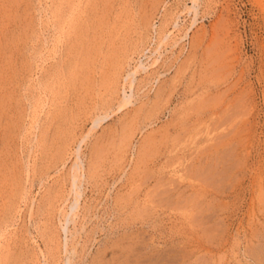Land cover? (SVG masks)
I'll return each mask as SVG.
<instances>
[{
	"label": "bare ground",
	"instance_id": "6f19581e",
	"mask_svg": "<svg viewBox=\"0 0 264 264\" xmlns=\"http://www.w3.org/2000/svg\"><path fill=\"white\" fill-rule=\"evenodd\" d=\"M164 1L165 0H161V1L160 0H53L52 6L50 8L51 24H49L50 22L47 24H49L50 29L53 28V30H55L54 34H53V32L50 34H53L54 36L56 35L55 40L57 41V43L59 42L62 45V50H61L62 58H60L58 63H56V61H55V63H51L50 66L45 68L44 75H43L44 80L39 84L40 85L39 89H41L40 92L37 89L38 94L36 93V94H33L32 97L30 96L32 98L31 100L29 98L30 109H31V111H29V112H31V114L33 115V118H35L34 116L38 117V114L40 113V108L43 109L42 106H44L46 104V101H47V105H48V107L45 108V110H43L45 113V114L43 113L45 115L44 120L40 121V118H37V117H36L37 121L34 119V122H35L34 128L37 127L38 132L36 133L35 136H32V139L34 137H36V139L34 140V143H32L31 146H28V147H31L30 150H32L34 152V155H35V151L37 152L36 148L39 149V152L37 154H38V157H39L38 159L40 162H36L33 160V162H32L33 165L31 164L32 165L31 170H30V168L28 170V166L25 164L23 166L22 159H20L21 163L19 161V166L15 163L18 166V170H17V175L15 173L16 176L14 175L15 176V178H14L13 176L9 175L10 173L7 172L9 167L6 165V163H8V162L5 163V161H4V158L7 157L6 154L3 155L2 159H0V201L2 204V205H0V232H1L0 234L3 235V232H4V234L7 232L6 233L7 235L3 236L4 238L2 237V239H1L3 241L0 242V264H125L126 262H128V260L130 258L133 257V255H134L133 253L138 252V250L140 248L135 249L133 247V243H128V242H127V245H125V243H126V241H124L125 238L122 239L123 235L120 234L121 228H125L127 230L126 233H128V230L131 229V227H133V223L136 220H140V219L143 220L144 216L147 215L146 217H150L151 214H153L155 212H156V214H158L157 212L160 211L159 209L163 208L165 210V207L170 209V211H172L174 213V215L173 214H171V215L176 217L177 223H175L173 225V229H170L171 231H173L174 234H176V235L178 234L177 236H179L182 228L184 229L185 224H187V226H189V227H193V228L195 227L196 223H195V225H193L191 221L197 222V219H198L197 214H199L200 206H201L200 205L201 202L199 201L200 202L199 203L197 200H198V198L201 197V194H200L201 193L200 191L202 189L201 184L204 186V184H203L204 182L201 181L202 183L201 184L199 183L198 176L200 173H198L196 176H192L193 173H195L194 169H197L199 167H196L193 169L190 166V164L188 163L189 161L185 157L186 155L184 154L185 148L187 146L185 145L184 147L181 146V147L177 148V146L175 144L169 143L170 144V147H169L168 142H170V141L172 142V140L169 141V137L171 135L168 136L169 134H166L163 131H165V128H164V127H166L165 125H167V124L169 125V124L173 123L172 125L174 126V129H173L174 133L172 132L170 134L174 135L176 141L177 140H179V141L183 140V138H182L183 134H185V136H183V137H186V138L191 137L190 140H192V141H191V144L189 145V147L193 148V152H194V147L196 148L195 150H198V149H200L199 146L201 145V143H203V141L201 142V139H199L200 137L199 138L197 137L198 139L194 138L195 135L201 133V134H203V137L208 138L209 137L208 135L210 134L211 131H213V130L216 131V129H210L211 131H209V127L211 128V123H212V121H214V119L218 120L217 110H215L213 108L214 107L213 106L214 101L217 100L216 103H220V102H218L219 100L217 99V97H218L216 95L217 93L215 94V92H217V90L216 91L214 90V92H213L215 95L212 94L213 96H217V97H212V95H211V97L209 96V98H206V94H207L206 87L207 86L205 87L203 84L204 82H202L203 85L201 84L202 86L199 88L198 85L200 84L201 80L198 82L194 81L195 76L193 74H190L191 77H189L190 78L189 82H187V83L185 82V84H184V82H182L184 85H182V88L180 90L177 91L176 87L180 86L177 84H181L180 78H181L182 74L184 73V70H186V68L189 67L188 65H191L192 63L196 65L201 60H204V62L206 60L207 63L209 62V64H210L211 62L209 61V59L213 58V60H214V57L216 59H218L219 57H221L223 55L226 56V53H228L227 51L232 49V47L234 45L231 46L230 49L227 48L228 50L222 51V46L220 44V41H218V39H216L217 33H216V35L214 34L215 29L219 28V27L218 26L215 27V24L217 23V18L215 20V17L221 16L222 13H220V12H219L220 14H217V11L211 13V15H210L211 21L209 20L210 23L209 22H208L209 24L207 23L209 25V29L207 27H206L207 28L206 29V28L201 26V28H198V29L196 28L195 31L192 30V28H194L193 26L195 25V23L198 20L197 16L201 15V17L203 18L206 15H209L211 12L210 9L218 4L217 0H188L189 3H186V0H175L172 8H170V6H168L170 9H163L162 10L161 7H163ZM246 1L250 2V4L253 7H256V9L260 12L259 14L263 13V15H264V0H246ZM229 2L230 1H228V0H224V2H223V5L225 4L224 8H222L223 6H221L220 8L216 6L217 10H219V11L223 10L226 13L225 18H227L231 12V9H230L231 5ZM45 3H43V4H45ZM156 3L160 4V5L157 6ZM168 5H169V3H168ZM4 8L6 9L5 12H4ZM159 8L162 10L161 13L159 12L160 11ZM164 8H166V7L164 6ZM8 9L5 6V0H0V18H4V16L6 17V13L7 14L9 13ZM152 9H154L155 11L157 9L156 14H158V13L161 14L160 16L158 15L159 16L158 21L155 19L158 22L157 25H155V22H153L155 16H153ZM40 10H41L40 12H42L41 6H40ZM237 11H239V10H237ZM227 13H228V16H227ZM22 14L24 16L26 15L24 13H22ZM247 14H249V13H247ZM9 16L10 15L8 14L7 17H9ZM38 16H39V13H38ZM42 16H44L43 12H42ZM28 17H30V16H27V18ZM45 17H46V15H45ZM10 18H8V19H10ZM19 18H20V16H18L17 20L20 21ZM39 18L40 17H38L37 23L40 21ZM218 18L221 19V17H218ZM45 19H42V20L44 21ZM229 19H228V21L230 23ZM17 20H16L17 23L21 22V21L19 22ZM21 20H22V18H21ZM29 20L28 21L24 20L25 23L23 22L22 26L19 24L21 27V32H22L21 34L23 36L22 38H20V36L18 38L15 33L14 34L9 33L8 38L7 37L5 38L3 36V38L6 39V41L4 39L2 41L3 42L5 41V43H2V42L0 43V54H2L1 53L2 51L5 54L7 52L10 53V51H12L14 49L15 44H19L20 42H23V39L30 34L31 23L29 22ZM1 21H2V19H1ZM46 21H47V19H46ZM221 21H222V19H221ZM221 21L220 22L218 21V23H221ZM226 21H227V19H226ZM32 22H34V21H32ZM181 22H185L183 26H182L183 23H181ZM0 23L3 24V21ZM222 23H223V21H222ZM229 23H228V25H229ZM47 24L45 25V27L47 26ZM262 24H263V22H262ZM19 25L17 26L18 28H20ZM37 25H35V27ZM216 25H218V24H216ZM223 25H221V27H222L221 30H223ZM231 25H232V23H231ZM195 26H197V25H195ZM18 28H17V30H18ZM38 29L40 30V28H38ZM41 29H42V27H41ZM221 30H220V32H221ZM228 30L230 32L231 29L228 28ZM37 31H36V33H37ZM47 31L48 30H46V33H47ZM191 32H192V34L190 35ZM226 33H228V31L225 32L224 34H226ZM34 34L35 33H33V35ZM53 35H51V38ZM226 36H227V34H226ZM42 37L43 36H41V38ZM17 38H18V40H17ZM186 38H188V49L185 50V46L183 44H181V41L185 40ZM16 40H17V43H16ZM43 40H44V37H43ZM46 40H47V38H46ZM45 42H42V43L45 44ZM224 42H225V40H224ZM34 43H36V42L34 41ZM228 43H230V42H228ZM25 45H27V44H25ZM257 45H256V47H257ZM47 46L48 45H46V46L44 45L43 47H47ZM56 47H57V45H56ZM95 47H96V49H95ZM223 47H224V45H223ZM19 48H21V47H19ZM53 48H54V46L52 47V49ZM43 50H44V48H43ZM233 50L235 51V47ZM102 51H105L104 52L105 54H102L103 57L100 56ZM44 52H45V50L43 51V53ZM54 52H55V50H54ZM257 52L259 53V51H257ZM257 52H256V54H257ZM40 54H42V53H40ZM28 55L29 54L27 53V57H28ZM52 55H53V53H52ZM37 56L38 55H36V58H37ZM31 57H32V55H31ZM261 57L264 58L263 55ZM23 58H24V55H23ZM45 58L46 57H44V59ZM231 58H233V57H231ZM198 59H199V61H198ZM233 59H231V60H233ZM249 59H251V58H249ZM37 60L39 61V59H37ZM37 60H36V62H38ZM52 60H53V57H52ZM226 60H228V59L226 58ZM235 60L233 61V63L235 62ZM258 60H260V59L258 58ZM5 61H6V58H5V60H3L2 65L0 64V87L1 88L4 86V84H3L4 78L2 77L4 72H6V70H4V69L6 68V66L9 67L8 61H6V62ZM216 61H218V60H216ZM228 61H230V60H228ZM249 62H250V60H249ZM125 63H127V64H125ZM131 63L133 64L132 66H131ZM233 63H230V64H233ZM263 63H264V61L261 62V64H263ZM13 64H14V62H13ZM34 64H37V63H33V67H35ZM41 64H39V65L41 66ZM209 64H207V65H209ZM222 64H225V67H223L221 65L223 67V69H222V67L221 68L219 67L220 69L224 70V69L228 68V67H226V63L222 62ZM203 65H205V64H203ZM207 65H205V66H207ZM22 66L24 68V65H22ZM25 66H26V64H25ZM205 66H203V67H205ZM210 66L211 65H209V67ZM36 67L34 69H36ZM172 67H174V72H173V75L171 76V78L167 79V77H166V79H163L164 76L166 75V72H168L169 69H171ZM216 67H217V65H216ZM256 67H258V66H256ZM210 68H213V67L211 66ZM219 68H218V71L220 72ZM194 69H196V68H194ZM197 69H198V67H197ZM199 69H200V67H199ZM203 69L205 70V68H203ZM8 70H9V68H8ZM204 70L202 71V73H204ZM213 70H215V69H213ZM227 70H229V69H227ZM14 71L16 72V70H14ZM218 71H216V72H218ZM263 72H264V69H263ZM197 73H198V71H197ZM225 73H229V71H226ZM232 73H234V72H232ZM207 74H206V76L209 75V74L208 75ZM170 75H171V73H170ZM215 75H213V76H215ZM262 75H264V74H262ZM206 76H204V77H206ZM219 76H220V73H219ZM196 77H199V76H196ZM200 78H202V77H200ZM200 78H198L197 80H199ZM223 78H224V76H223ZM234 78L235 77L233 76L232 79H234ZM8 79L10 80V78H8ZM211 79L214 80L215 78H211ZM217 79H219V77ZM34 80H36V79H34ZM184 80H185V78H184ZM205 80H206V78H205ZM208 80L209 79H207V81ZM228 80L226 81V83L228 82ZM235 80H238V79L235 78ZM221 81H222V78H221ZM229 81H231V80H229ZM16 83H17V80H16ZM16 83H15V85H16ZM194 83H196V84H194ZM235 83H236V81H235ZM12 84H13V82H12ZM33 84H34V82H33ZM154 84H155V87L153 86ZM37 85L38 84L36 83L35 86H37ZM224 85H226V84H224ZM215 86H213L212 88H214ZM222 86L223 85H221V87ZM229 86H231V85H229ZM219 87H220V85H219ZM2 89L4 90V88H2ZM10 89H11V87H10ZM227 89H229V88H227ZM242 89H243V87H242ZM34 90H35V88H34ZM141 90H142V94L139 93V91H141ZM231 90H233V89H231ZM236 90H238V88ZM0 91H2V90H0ZM229 91H230V89H229ZM241 91L242 90H240L238 92H241ZM173 92H175V93L173 94ZM221 92L222 91H219V93H220L219 98L222 94ZM235 92H233L235 95L232 93L231 94L234 95V99L236 100V93L237 92L236 93ZM243 92L245 93V91H243ZM228 93H230V92H228ZM2 94H4V93H2ZM238 94L241 95V93H238ZM40 95L45 96V98L41 97ZM88 95H89V98H88ZM240 95H238V96H240ZM243 95L245 96V94H243ZM229 96H230V94L228 95V97ZM222 97H225V96H222ZM250 97H252V96H250ZM22 98H24V97H22ZM8 99H9V96H7V94H5V96L2 95V99H0V127L3 126V129L0 130V136H1L2 142L5 144L9 141V138H10V136L8 135V132L14 130L15 129L14 127H17L19 125L18 123L23 120V119L20 120L23 117H21L22 113L18 111L19 108H17V106L15 108L10 109V112L13 113L12 114L13 119H12V117L10 116L11 113L8 110V108H9L8 104H10V103H8V102H10ZM13 99L15 100L14 96H13ZM234 99L232 98V101ZM20 100H21V98H20ZM224 100H226V99H224ZM238 100H239V102H237V103L240 104L241 99L239 98L236 101H238ZM137 101H139L138 102L139 105L134 107L133 105H135ZM173 101H175L177 104L173 103L174 105H172V107L170 108V105L172 104ZM22 102L23 101H21V104H22ZM70 102H72V104H68ZM243 102L244 101H242V103ZM231 103L233 105V102H231ZM244 103H246V101ZM27 104H28V102H27ZM27 104H26V106L28 108L29 105H27ZM224 104H227V102ZM228 104H230V101L228 102ZM217 105L218 104H216L215 106H217ZM245 105L246 104H244V105L240 104L239 110H240L241 106H243V108L245 109L246 108ZM13 106H14V104H13ZM127 106H133V108L130 109L129 111H127V117H125L121 122L118 121L119 127L118 128L116 127L117 129H115V128L109 129L108 132H105V133H107V135L104 133L106 135V136L104 135V137H103V132H101V133L99 132L100 133V134L98 133L99 137L97 136V138L95 139L93 144H92V141H90L92 145L90 144L91 147H89V149H88V146L86 147V144H87L88 138H90L91 133L95 129L100 127L102 122L108 121L107 119H109L113 115L119 113L120 111L125 109ZM22 107H23V105L21 106V108ZM208 107L211 109H207ZM218 108H220L219 105H218ZM237 108H238V106H237ZM248 108H247V110H248ZM161 109L162 110L164 109L165 111L168 112V115H167L168 117H167L165 123L163 124V126L158 128L157 130H152L150 132H146V130H147L146 127L150 126L153 123L152 118L155 117V115L157 116V112L161 111ZM232 109H234V108L232 107ZM232 109L230 108L228 110L233 111ZM225 110H226V106H225ZM239 112H241V111H239ZM242 112L244 114L245 111L242 110ZM162 113H163V111H162ZM227 113L229 114V112H227ZM236 113H235V115H236ZM40 114H42V113H40ZM123 114H121V116L119 115V117L123 118V116H122ZM245 114H246V112H245ZM218 115H219V113H218ZM235 115H233L234 118H235ZM25 116H26V114H25ZM169 116H170V118H169ZM115 117H118V116H115ZM215 117H217V118H215ZM33 118H31L30 120H32ZM240 118L241 117H238V119H240ZM38 119H39V121H38ZM112 119H114V118H112ZM30 120H29V123L31 122ZM116 120H117V118H116ZM162 121H163V119H162ZM224 121H226V120H224ZM78 122H80V123L82 122L80 129H78V127H79L77 124ZM187 122H191V127L189 126L190 127L189 130H185V128L188 127ZM114 123L117 124L116 121ZM158 123L160 124V122H158ZM158 123H157V125H158ZM184 123H185V125H184ZM233 123H235V122H233ZM21 124H20V126H21ZM24 124H26V123H24ZM208 125H210V126H208ZM31 126H30V128H31ZM229 126H231V123H230V125L228 123V126H227L228 129H229ZM179 127H182L181 132H179ZM233 127H235V126H233ZM244 127H246V126H244ZM23 128H21V127L18 128L20 130V131L18 130L19 134H20V132H23V130H22ZM30 128L29 129L27 128L28 131L30 130ZM201 128H202V131L200 132L199 129L201 130ZM214 128H215V126H214ZM223 128H225V127H223ZM247 129H249V128H247ZM245 130H244V132H245ZM35 131H36V129H34V132ZM238 131H236V132L238 133ZM157 132H159V134L160 133L161 134L158 135V134H156ZM231 132H230V134H231ZM180 133H182V135ZM224 133L227 134L226 131ZM92 134L95 137L97 135L96 132L92 133ZM139 134H140V137L135 142L134 139H136L137 135H139ZM178 135H179V137H178ZM220 135H222V133ZM212 136L214 137L215 135H211L210 137L213 138ZM225 136L226 135H224V138H225ZM186 138H184L185 141H186ZM239 138L243 139V137H241V136ZM19 139H20V136L18 138V141H19ZM162 140H166V142H167V143L166 142L163 143L164 144V151L162 150V153L160 152L163 155V159L157 158L159 155H161V154H159L157 157H155V158H157V160H155V162L152 161L153 167L147 166L146 154L148 156V150H146V149H148L152 145L156 144L155 142H157V141H159V143L161 145ZM225 141L227 142L228 140H225ZM15 142H16V140H15ZM188 142H190V141L188 140ZM245 142H246V139H245ZM245 142H244V144H245ZM0 143H1V141H0ZM9 144H11V141ZM18 144H19V142H18ZM25 144H24V146H26ZM185 144H187V142ZM2 145L4 146V144H2ZM208 145L206 142L207 147H208ZM20 146H21V144H20ZM204 146H205V144H204ZM206 146H205V148H206ZM28 147H27V149H28ZM83 147H84V149L87 148V150H88L87 154L85 153L84 149H83L84 151H82ZM211 147L212 146H210L209 149H211ZM218 147H219V145H218ZM237 147H239V145H237ZM241 147H242V145H241ZM7 148H8V146H7ZM179 148L181 149V151L178 154L177 152L179 151ZM233 148L234 147L232 145V149ZM8 149L12 150V148H8ZM18 149H22V148L18 147ZM27 149L25 148L24 150H27ZM232 149H231V151L234 152V149L233 150ZM216 150H217V148H216ZM216 150H215V148H213L212 153H214ZM229 150H230V148H229ZM27 151H29V149ZM153 151H154V149H153ZM189 151H187V153ZM225 151H227V149H225ZM0 152L7 153V151H3V150ZM15 152H16V150H15ZM203 152H205V149ZM216 152H219V150H217ZM216 152H215V154H216ZM227 152H229V151H227ZM21 153L22 152H20L19 154H21ZM150 153H151V151H150ZM192 153H189L188 155H192ZM220 153H222V151ZM220 153L218 155H216V157L219 155H222ZM223 153H225V152H223ZM239 153L242 154L243 152L240 151ZM239 153H237V154L239 155ZM194 154H196V153H194ZM194 154H193V156H194ZM205 154H206V152H205ZM199 155H201L200 152H199ZM213 155L211 157H213ZM14 156H18V155L16 154ZM223 156H225V155H223ZM223 156H221V157H223ZM226 156H227V154H226ZM228 156H229V154H228ZM239 156H237V157L240 158ZM211 157L209 156L207 159H209V158L211 159ZM230 157L228 159H230ZM233 157H232V160L234 159ZM197 158H200V157L197 156ZM203 158H205V156ZM218 158H220V157H218ZM223 158H222V160H223ZM8 159H10V158H8ZM17 159H19V158L17 157ZM38 159H37V161H38ZM189 159L192 160V158H189ZM28 160L29 159H27L26 161H28ZM203 160H205V159H203ZM203 160L201 161V163L203 162ZM222 160H220V161H222ZM235 160H236V158H235ZM238 160L236 162H238ZM30 161H31V158H30ZM184 161H188L187 163L189 165L187 163L186 164L189 167H191L190 169H187V167H184L185 166ZM12 162H15V161H12ZM209 162H211V161H209ZM212 162H213V164L215 163L214 160ZM227 162H229V161H227ZM223 163H226V162H223ZM177 164L180 167H182V169L176 168L177 166H175V165H177ZM197 164H199L198 161H197ZM216 164L219 165V163H216ZM203 165H204V163H203ZM229 165L231 166V164H229ZM37 166H38V168H37ZM183 168H184V170H188V171H186V173L187 172L192 173V174H190L191 177L188 176L189 175L188 173L186 174L185 172L184 173L181 172V170H183ZM210 169H212V168H210ZM213 169H214V172H216L215 167ZM9 170L11 172V169H9ZM202 170L207 171V170H205V168H203ZM110 171H113V172L110 173ZM229 171H231V170H229ZM28 172H30L29 175H28ZM231 172H233V171H231ZM162 173H164L165 175L161 176ZM196 173H197V171H196ZM33 174H35V176L37 177V179H38L37 182L40 184V186H41V184L42 185L47 184V183L46 184L44 183V180H47L49 177L53 176L54 174L56 175V176L54 175L53 177H51L52 181H49V182H52V183H49V185H46V187L42 186L45 189L43 190L42 194H40V196H38L39 199H37V200H36L37 197H35L34 195L31 198L29 196H26L27 193L29 192V190H32V189H27L28 186L25 189V187H24L25 185L22 184V180H21V178H24V181H25L24 183L27 184V182H26L27 178L26 177L29 176V178H30L31 175H33ZM206 174H208V173H206ZM213 175H214V173H213ZM20 176H21V178H20ZM201 176H203V174ZM148 177L153 178L154 184H152V185H150L149 183L147 184L148 181L146 182V180H148ZM224 177L226 178L227 176H224ZM20 180H21V182H20ZM211 180H209V181H211ZM32 181H34L33 178H32ZM32 181H31V179L28 180L29 187H31V188L33 187ZM213 181H214V179H213ZM31 182H32V184H31ZM211 183H213V182L211 181ZM181 184H183V185L186 184L185 186L187 188H190L189 189V193H191L190 195L188 194L187 196L183 197V194L181 195V193H178L179 191L183 190L182 189L183 187L181 188V190L179 189L181 187ZM215 185H217V184H215ZM169 186L173 187L174 190H172V192L173 191L176 192L177 189H179L177 191L178 197H177V194L175 195V197L170 195L171 194L170 191H171L172 187H169ZM188 186H190V187H188ZM168 187L170 188L169 189L170 191H168V189H167ZM212 187H210V188H212ZM112 189H113V191H112ZM218 190H220L219 187H218ZM216 191H217V189H216ZM213 192H214V190H213ZM217 192H216V194L221 196L219 191H217ZM182 193H183V191H182ZM204 193H202V194H204ZM36 194H38V193H36ZM166 194H167V198H169L171 196L174 197L173 199L171 198L172 201H171V203H169V205L168 204L166 205V202L168 201L167 198L163 199L164 197H162L163 195H166ZM23 200L26 203H24ZM213 200L214 199H212V201ZM212 201H210V202H212ZM21 202H23V204H25L24 213L23 212L20 213V210H18L21 208L20 207ZM201 204H202V206H203V204L205 205L204 202ZM206 205L208 206L207 203H206ZM206 205H205V207H207ZM201 208H203V207H201ZM164 210H162V211L164 212ZM15 214H16V216H18V214H19V216L21 215L20 219L23 222L25 221V218L28 215L29 219L28 218L27 219L29 221H31L29 224L30 226H27V225L25 226L23 224L19 225V224H21L19 222V220H18L19 224H17L18 226H16L15 222H13V217L15 216ZM156 217L157 216H155V218ZM167 217L168 216L166 215V218ZM111 218H112V220L109 222V219H111ZM170 219L171 218H169V220ZM14 220H15V218H14ZM144 220H146V219L144 218ZM147 220H148V218H147ZM154 221H155V219H154ZM105 224H107L108 229H106ZM14 225L16 227L14 230H16V231L11 232L12 230H10L9 228H10V226L12 227ZM142 225L144 226V224H142ZM199 225L201 226L200 223H199ZM159 228L160 227H158V229ZM197 228H199V226L198 227L196 226V229ZM201 229H203V227H201ZM187 230H188V228H187ZM189 230H190V228H189ZM194 230L195 229H193V231H191V232L193 233ZM197 230H199V229H197ZM171 231L168 233H171ZM130 232H131V230H130ZM186 232H188V231H186ZM198 232H200V231H198ZM132 233H133V231H132ZM143 233H144V231H143ZM155 233H157V232H155ZM168 233H166V234H168ZM101 235L103 236L102 237L103 239H100ZM153 235L155 236V234H153ZM184 235H185V233H184ZM195 235H197V234H195ZM161 236H162V234H161ZM166 236H168V235H166ZM177 236H175V237H177ZM150 237H151V235H150ZM173 240H177V239H173ZM179 240H180V238L178 239V241ZM96 245H97V247H96ZM135 246H136V244H135ZM171 246H173V245H171ZM179 246H181V245H179ZM260 247H262V246H260ZM143 248H144V245H143ZM176 248H175V251H176ZM167 249H169V248H167ZM182 249H184V248H182ZM141 250H142V247H141ZM156 250H158V249L154 250L155 253H156ZM171 250H173V249H171ZM144 251H145V253H143V254L139 253L142 256V258L143 257L145 258V259H143L145 263H142V264H146V261L149 262V264H150L151 263L150 261L152 260V258H151V256L147 255V253L149 251L148 252L146 250H144ZM165 252H166V250H164V253ZM173 252H174V250H173ZM183 254L184 253H182L181 259L184 256ZM261 254H262V252H261ZM262 255H264V254H262ZM141 256L137 255L136 257L137 258L139 257V259H140ZM168 256H169V254H168ZM173 256H175V255H173ZM165 257H166V255H162L161 259L163 260ZM254 259H256V258H254ZM135 261H136V263L138 262V260H135ZM172 262H173V260H172ZM178 262H180V261H178ZM139 263L141 264V262H139Z\"/></svg>",
	"mask_w": 264,
	"mask_h": 264
},
{
	"label": "rangeland",
	"instance_id": "374dc122",
	"mask_svg": "<svg viewBox=\"0 0 264 264\" xmlns=\"http://www.w3.org/2000/svg\"><path fill=\"white\" fill-rule=\"evenodd\" d=\"M10 0H5V6L7 7V9H8V14L10 15L9 17H7V13H6V17L4 16V18H0V22H2L3 21V24L2 23H0V43L2 42V43H5V41H6V37L8 38V35H9V33L10 34H16L17 35V37L19 38V36H20V38H22L23 36H22V32H21V27H20V25L22 26V23L24 22L25 23V21L24 20H26V21H28L29 19V22L31 23V30H30V34L27 36V37H25L24 39H23V42H20L19 44H15L14 45V49L12 50V51H10V53H3V51L1 52L2 54H0V64L2 65V62H3V60H5V58H6V61H8V65H9V67L8 66H6V68L4 69V70H6V72H4V74L2 75V77L4 78V86L2 87V88H4V90L0 87V90H2V91H0V99H2V95L3 96H5V94H7V96H9V101L10 102H8V103H10V104H8V106H9V108H8V110H9V112H10V109H12V108H15L16 106H17V108H19V112H21L22 114V116L21 117H23V118H21L20 120H22V121H20L18 124V126L19 127H21V128H23L22 130H23V132H20V134H19V127L17 126V127H14L15 129L14 130H12V131H9L8 132V135L10 136V138H9V141L5 144V143H3L2 142V139H1V136H0V141H1V145L2 144H4V146L2 145H0V151H7V153H3V152H0V159H2V157H3V155H5L6 154V156L7 157H5L4 158V161H5V163L6 162H8V163H6V165L9 167V169H11V172H10V170L8 169L7 170V172L8 173H10L9 175H11V176H13L14 178H15V176L17 175V170H18V166H19V161H20V163H21V160L20 159H22V164H23V166H24V164L25 165H27L28 166V170H29V168H30V170H31V166L33 165L32 164V162H33V160L34 161H36V162H40L39 161V157H38V152H39V149L38 148H36V150H37V152L35 151V155H34V152L32 151V150H30V148L31 147H28V146H31L32 145V143H34V140L36 139V137H34L33 139H32V136H35L36 135V133L38 132V129H37V127H35L34 128V126H35V122H34V119L37 121V119H36V117L37 116H34L35 118H33V115L31 114V112H29V111H31V109H30V100L32 99L31 97L33 96V94H38V91L40 92V90L41 89H39V84L44 80L43 79V75H44V71H45V68L46 67H48V66H50V64L51 63H55V61H56V63H58L59 62V60H60V58H62V54H61V50H62V45L58 42L57 43V41L55 40V37H56V35L54 36L53 34H54V32H55V30H53V28L52 29H50V27H49V24H51V21H50V8H51V6H52V2H53V0H11L10 2L12 3H10L9 2ZM161 1V0H160ZM170 1V2H169ZM172 0H165L164 1V5H163V7H161V9L163 10V9H170V8H172L173 7V4H174V1L175 0H173L172 2H171ZM221 1V2H220ZM224 2V0H217V2H218V4L217 5H215L213 8H211L210 10H211V12H210V14L209 15H206L205 17H201V15H198L197 16V18H198V20H197V22L195 23V25H197V26H193L194 28H192V30L193 31H195V29L197 28H201V26L202 27H204V28H208L209 29V20H210V18H211V13L212 12H215V11H217V14H220V13H222L221 14V16H217V17H215V20H216V18H217V23L216 24H218V25H216L215 24V27L216 26H218L219 28H216L215 29V35H216V33H217V35H216V39H218V41H220V44H221V46H222V51H225V50H228V49H230L231 48V46H233L232 47V49H230L229 51H227L228 53H226V56L225 55H223V56H221V57H219L218 59H216L215 57H214V60H213V58L212 59H209V61L211 62L210 64H209V62L207 63V61L205 60V62H204V60H201V61H199V59H198V64H191V65H188L189 67L188 68H186V70H184V73L182 74V76H181V78H180V82H181V84H177V85H180V86H177L176 87V90L178 91V90H180L181 88H182V85H184L185 84V82L187 83V82H189V80H190V78L189 77H191V75L190 74H193L194 76H195V78H194V81H196V82H198V81H200L201 80V82H200V84L198 85V87L200 88L203 84H204V86L206 87V90H207V94H206V98H209V96L211 97V95L212 94H214L213 92H214V90L216 91L217 90V92H215V94L218 96H213L212 95V97H217V99L219 100L218 102H220V103H216L217 102V100L216 101H214V109L215 110H217V117H218V120L217 119H214V121H212V123H211V128L209 127V131H211L210 129H216V131L215 130H213V131H211L210 132V134L208 135L209 137L208 138H205V137H203V134H201V133H199V134H197V135H195V137L194 138H196V139H198L199 137V139H201V142L203 141V143H201V145L199 146V148L200 149H198V150H195L196 148L194 147V152H193V148H190L189 147V145L191 144V141L192 140H190L191 139V137L190 138H186V137H183V136H185V134H183L182 135V133H180L181 135H182V138H183V140H181V141H179V140H177L176 141V139H175V137H174V135L173 134H170V133H174V131H173V129H174V126L172 125L173 123H171V124H167V125H165L166 127H164L165 128V131H163L164 133H166V134H169L168 136H170L169 137V141L170 140H172V142L170 141V142H168V144L170 143V144H175L176 146H177V148L178 147H184L185 145L187 146L186 148H185V151H184V154L186 155L185 157L188 159V161H184V167H187V169H190L191 167L194 169V168H196V167H199V168H197V169H194L195 170V173H196V171H197V173L195 174V173H193V175L192 176H196L198 173H200L199 174V176H198V180H199V183L201 184L202 182H204L203 184H204V186L201 184V197L200 198H198V202L200 201L201 203H205V205H206V203L208 204V206L207 207H205V205L203 204V206H202V204L200 203V211H199V214H197L198 216H197V222H194V221H191L192 222V224L193 225H195V223H196V225H195V227L193 228V227H189V226H187V224H185L184 225V229L182 228V230H181V232H180V234H179V236H177L176 234H174L173 233V231H171L170 229H173V225L175 224V223H177V220H176V217L175 216H173L174 215V213L172 212V211H170V209H168V208H166L165 207V210L162 208V209H159L160 211H158L157 213L158 214H156V212L155 213H153V214H151V216L150 217H146V216H144V218L146 219V220H144V218H143V220H136L134 223H133V227H131V229H129L128 230V233H126L127 232V230L125 229V228H121V235H123V237H122V239H124L125 238V240L124 241H126V243H125V245H127V242L128 243H133V247L135 248V249H138V248H140L139 250H138V252H136V253H133L134 255H133V257L132 258H130L129 260H128V262H126L125 264H140L139 262H141V264L142 263H145L144 262V260L143 259H145L144 257L142 258V256L139 254V253H141V254H143V253H145V251L144 250H146L147 252V255L148 256H151V258H152V260L150 261L152 264H264V255H262V254H264V75H262V74H264V72H263V69H264V63L263 64H261V62H263L264 61V58H262L261 56L263 55V57H264V15H263V13H261V14H259L260 12L256 9V7H253L251 4H250V2H247L246 0H228V1H230L229 3H230V9H231V12H230V14H229V16H228V13H227V18H225L226 16V13L224 14L221 10L219 11V10H217V7H221V6H223L222 8H224V6H225V4L223 5V2ZM246 1V2H245ZM47 4H46V3ZM15 3V4H14ZM42 3V4H41ZM43 3H45V4H43ZM51 3V4H50ZM168 3H169V5H168ZM186 3H189V1L188 0H186ZM30 4V5H29ZM49 4V5H48ZM221 4V5H220ZM238 4V5H237ZM248 4V5H247ZM250 4V5H249ZM37 5V6H36ZM156 5L158 6V5H160V4H157L156 3ZM190 5V4H189ZM34 6V7H33ZM40 6H41V8H42V12L44 13V16H42V12H40L41 10H40ZM156 6V7H157ZM164 6L166 7V8H164ZM168 6H170V8L168 7ZM217 6V7H216ZM47 7V8H46ZM29 8V9H28ZM253 8V9H252ZM13 9V10H12ZM22 9V10H21ZM25 9V10H24ZM28 9V10H27ZM45 9V10H44ZM47 9V10H46ZM155 9V8H154ZM154 9H152V13H153V16H155V18H154V20H153V22H155V25H157L158 24V18H159V16L161 15L160 13L162 12V10L160 9V13H158V14H156V12H157V9H156V11L154 10ZM243 9V10H242ZM5 8H4V12H5ZM27 10V11H26ZM39 12H38V11ZM201 10V9H200ZM237 10H239V11H237ZM250 10V11H249ZM249 11V12H248ZM49 12V13H48ZM220 12V13H219ZM251 12V13H250ZM258 12V13H257ZM22 13H24V14H26L27 16H30V17H28L27 18V16L25 15H23ZM28 13V14H27ZM38 13H39V16H38ZM46 13V14H45ZM247 13H249V14H247ZM156 14V15H155ZM234 14V15H233ZM253 14V15H252ZM259 14V15H258ZM20 16V21L19 20H17V18H18V16ZM45 15H46V17H45ZM159 15V16H158ZM223 15V16H222ZM36 18H35V17ZM208 16V17H207ZM261 16V17H260ZM11 17V18H10ZM32 17V18H31ZM38 17H40L39 18V24L37 23V20H38ZM43 17V18H42ZM47 19V21H46V19ZM218 17H221V19H222V21H223V23H222V21H221V19L220 18H218ZM224 17V18H223ZM253 17V18H252ZM8 18H10V19H8ZM21 18H22V20H21ZM202 18V19H201ZM209 18V19H208ZM230 18V19H229ZM235 18V19H234ZM1 19H2V21H1ZM28 19V20H27ZM34 19V20H33ZM36 19V20H35ZM42 19H45L44 21L42 20ZM157 21H156V20ZM188 19V18H187ZM226 19H227V21H226ZM228 19L230 20V23H229V21H228ZM262 19V20H261ZM16 20L17 21H19L20 23H17L16 22ZM214 20V21H215ZM32 21H34V22H32ZM211 21V20H210ZM218 21L220 22L221 21V23H218ZM10 22V23H9ZM14 22V23H13ZM45 22V23H44ZM50 22V23H49ZM157 22V23H156ZM209 22V23H208ZM262 22H263V24H262ZM47 23H49V24H47ZM181 23H183L182 24V26L184 25V23L185 22H181ZM180 23V24H181ZM208 23V24H207ZM226 23V24H225ZM228 23H229V25H228ZM231 23H232V25H231ZM20 24V25H19ZM33 24V25H32ZM39 26H38V25ZM47 24V26L49 27H45V25ZM202 24V25H201ZM223 25V30H221V25ZM19 25V27L20 28H18L17 26ZM35 25H37L36 27H35ZM204 25V26H203ZM228 26V27H227ZM262 26V27H261ZM41 27H42V29H41ZM232 27V28H231ZM17 28H18V30H17ZM38 28H40V30L38 29ZM48 30L47 31V33H46V30ZM206 28V29H207ZM228 28L229 29H231L230 30V32H229V30H228ZM4 29V30H3ZM44 29V30H43ZM50 29V30H49ZM227 29V30H226ZM16 30V31H15ZM38 30V31H37ZM53 30V31H52ZM191 30V31H192ZM219 30V31H218ZM220 30H221V32H220ZM36 31H37V33H36ZM51 31V32H50ZM192 31V32H193ZM228 31V33H226L227 34V36H226V34H224L225 32H227ZM3 32V33H2ZM20 32V33H19ZM45 32V33H44ZM53 32V34H50V33H52ZM192 32L190 33V35L192 34ZM219 32V33H218ZM244 32V33H243ZM19 33V34H18ZM33 33H35L34 35H33ZM7 34V35H6ZM41 34V35H40ZM44 34V35H43ZM229 34V35H228ZM39 35V36H38ZM46 35V36H45ZM51 35H53L52 36V38H51ZM221 35V36H220ZM224 35V36H223ZM3 36L5 37V38H3ZM33 36V37H32ZM41 36H43L44 37V40H43V37L41 38ZM220 36V37H219ZM223 39H222V38ZM3 38V39H2ZM18 38H17V40H18ZM46 38H47V40H46ZM51 38V39H50ZM229 38V39H228ZM5 39V41L3 42L2 40H4ZM26 39V40H25ZM49 39V40H48ZM17 40H16V43H17ZM43 40V41H42ZM54 40V41H53ZM222 40V41H221ZM224 40H225V42H224ZM26 41V42H25ZM34 41L36 42V43H34ZM45 42V44L44 43H42V42ZM227 41V42H226ZM186 42V43H185ZM228 42H230V43H228ZM51 43V44H50ZM235 43V44H234ZM258 45H257V44ZM261 43V44H260ZM25 44H27V45H25ZM181 44H183L184 46H185V50L186 49H188V38H186L185 40H183V41H181ZM229 44V45H228ZM23 45V46H22ZM25 45V46H24ZM39 45V46H38ZM46 46V45H48L47 47H43V46ZM54 46V48L52 49V47ZM56 45H57V47H56ZM223 45H224V47H223ZM256 45H257V47H256ZM263 45V46H262ZM19 47H21V48H19ZM31 47V48H30ZM50 47V48H49ZM59 47V48H58ZM234 47H235V51L233 50L234 49ZM260 47V48H259ZM18 48V49H17ZM27 48V49H26ZM43 48H44V50H45V52L43 53ZM49 48V49H48ZM61 48V49H60ZM228 48V49H227ZM259 48V49H258ZM262 48V49H261ZM53 51H52V50ZM57 49V50H56ZM95 49H96V47H95ZM16 50V51H15ZM27 50V51H26ZM29 50V51H28ZM32 50V51H31ZM47 50V51H46ZM54 50H55V52H54ZM23 51V52H22ZM26 51V52H25ZM31 51V52H30ZM51 51V52H50ZM57 51V52H56ZM97 51V50H96ZM257 51H259V53L257 52ZM262 51V52H261ZM34 52V53H33ZM38 52V53H37ZM105 51H102L101 52V57H103L102 56V54H105L104 53ZM237 52V53H236ZM256 52H257V54H256ZM19 53V54H18ZM27 53L29 54L28 55V57H27ZM40 53H42V54H40ZM46 53V54H45ZM52 53H53V55H52ZM56 53V54H55ZM236 53V54H235ZM240 53V54H239ZM40 54V55H39ZM229 54V55H228ZM235 56H234V55ZM239 54V55H238ZM23 55H24V58H23ZM31 55H32V57H31ZM36 55H38L37 56V58H36ZM42 55V56H41ZM51 55V56H50ZM5 56V57H4ZM20 56V57H19ZM40 56V57H39ZM42 57V58H41ZM44 57H46L45 59H44ZM52 57H53V60H52ZM57 57V58H56ZM225 57V58H224ZM231 57H233V58H231ZM237 59H236V58ZM14 58V59H13ZM36 58V59H35ZM224 58V59H223ZM226 58L228 59V60H230V61H228V60H226ZM233 59V60H231V59ZM249 58H251V59H249ZM258 58L260 59V60H258ZM34 59V60H33ZM37 59H39V61L37 60ZM44 59V60H43ZM221 59V60H220ZM236 59V60H235ZM263 59V60H262ZM19 60V61H18ZM25 60V61H24ZM29 60V61H28ZM36 60L39 62H36ZM213 60V61H212ZM216 60H218V61H216ZM220 60V61H219ZM223 60V61H222ZM235 60V62L233 63V61ZM239 60V61H238ZM249 60H250V62H249ZM5 61V62H6ZM53 61V62H52ZM224 62V63H226V67H228V68H226V69H224V70H222L223 69V67H225V64H222V62ZM13 62H14V64H13ZM44 62V63H43ZM201 62V63H200ZM28 63V64H27ZM33 63H37V64H34L35 65V67H36V69H34L35 67H33ZM42 63V64H41ZM230 63H233V64H230ZM237 63V64H236ZM253 63V64H252ZM25 64H26V66H25ZM31 64V65H30ZM39 64H41V66L39 65ZM125 64H127V63H125ZM203 64H205V65H207V64H209V65H211L213 68H210L209 67V65H207V66H205V65H203ZM215 64V65H214ZM220 64V65H219ZM248 64V65H247ZM21 65V66H20ZM22 65H24V68H23V66ZM30 65V66H29ZM44 65V66H43ZM133 64L131 63V66H132ZM216 65H217V67H216ZM223 67H222V66ZM228 65V66H227ZM236 65V66H235ZM193 66V67H192ZM198 67V69H197V67ZM203 66H205V67H203ZM230 66V67H229ZM233 66V67H232ZM253 66V67H252ZM256 66H258V67H256ZM261 68H260V67ZM9 68V70H8V68ZM13 67V68H12ZM21 69H20V68ZM27 67V68H26ZM199 67H200V69H199ZM202 67V68H201ZM222 67V69H220V68ZM251 67V68H250ZM194 68H196V69H194ZM203 68H205V70L203 69ZM218 68H219V70H220V72L218 71ZM235 68V69H234ZM260 70H259V69ZM204 70V73H202V71ZM213 69H215L216 71H218V72H216L215 70H213ZM227 69H229V70H227ZM231 69V70H230ZM234 69V70H233ZM237 69V70H236ZM242 69V70H241ZM253 69V70H252ZM3 70V69H2ZM14 70H16V72L14 71ZM35 72H34V71ZM173 70V71H172ZM202 70V71H201ZM222 70V71H221ZM240 70V71H239ZM258 70V71H257ZM262 70V71H261ZM194 71V72H193ZM197 71H198V73H197ZM209 71V72H208ZM226 71H229V73H225ZM247 71V72H246ZM260 71V72H259ZM11 72V73H10ZM18 72V73H17ZM20 72V73H19ZM173 72H174V67H172L171 69H169V71L168 72H166V75L164 76V78L163 79H166V77H167V79H169V78H171V76L173 75ZM214 72V73H213ZM225 74H224V73ZM232 72H234V73H232ZM241 74H240V73ZM243 72V73H242ZM13 73V74H12ZM38 73V74H37ZM170 73H171V75H170ZM200 73V74H199ZM208 75V76H206V74ZM217 73V74H216ZM219 73H220V76H219ZM169 74V75H168ZM215 75V76H213V75ZM224 74V75H223ZM238 74V75H237ZM179 75V74H178ZM202 75V76H201ZM206 76V77H204V76ZM211 75V76H210ZM235 77V78H237L238 80H235V78L234 79H232L233 78V76ZM16 78H15V77ZM169 76V77H168ZM196 76H199V77H196ZM223 76H224V78H223ZM226 76V77H225ZM239 76V77H238ZM261 76V77H260ZM200 77H202V78H200ZM219 77V79H217V78ZM257 77V78H256ZM260 77V78H259ZM8 78H10V80L8 79ZM139 78V77H138ZM183 78V79H182ZM184 78H185V80H184ZM198 78H200L199 80H197ZM205 78H206V80H205ZM211 78H215L214 80L213 79H211ZM221 78H222V81H221ZM22 79V80H21ZM34 79H36V80H34ZM204 79V80H203ZM207 79H209L208 81H207ZM217 79V80H216ZM231 80V81H229V80ZM16 80H17V83H16ZM38 80V81H37ZM187 80V81H186ZM212 80V81H211ZM228 80V82L226 83V81ZM236 81V83H235V81ZM7 81V82H6ZM9 81V82H8ZM207 81V82H206ZM221 81V82H220ZM12 82H13V84H12ZM20 82V83H19ZM33 82H34V84H33ZM182 82H184V84L182 83ZM202 82H204L203 84H202ZM206 82V83H205ZM209 82V83H208ZM214 82V83H213ZM240 82V83H239ZM15 83H16V85H15ZM36 83L38 84L37 86H35L36 85ZM218 83V84H217ZM220 83V84H219ZM20 84V85H19ZM33 84V85H32ZM156 84V83H155ZM155 84L153 85L154 87H155ZM194 84H196V83H194ZM202 84V85H201ZM207 84V85H206ZM210 84V85H209ZM214 84V85H213ZM217 84V85H216ZM224 84H226V85H224ZM235 86H234V85ZM243 84V85H242ZM245 84V85H244ZM11 85V86H10ZM216 85V86H215ZM219 85H220V87H219ZM221 85H223L222 87H221ZM229 85H231V86H229ZM237 85V86H236ZM31 86V87H30ZM210 86V87H209ZM213 86H215L214 88H212ZM239 86V87H238ZM243 87V89H242V87ZM7 87V88H6ZM10 87H11V89H10ZM35 88V90H34V88ZM229 88L230 89V91H229V89H227V88ZM232 87V88H231ZM235 87V88H234ZM245 87V88H244ZM32 88V89H31ZM178 88V89H177ZM203 88V87H202ZM218 88V89H217ZM224 88V89H223ZM238 88V90H236ZM18 89V90H17ZM21 89V90H20ZM23 89V90H22ZM29 89V90H28ZM37 89H38V91H37ZM211 89V90H210ZM213 89V90H212ZM231 89H233V90H231ZM209 90V91H208ZM222 91L221 93L223 94H221V96H220V98H219V95H220V93H219V91ZM228 90V91H227ZM240 90H242L241 92H238V91H240ZM32 91V92H31ZM224 91V92H223ZM237 93H236V92ZM243 91H245V93L243 92ZM10 92V93H9ZM18 92V93H17ZM20 92V93H19ZM34 92V93H33ZM152 92V91H151ZM228 92H230V93H228ZM233 92H235L236 93V100L237 99H243L242 101H246V103H244V104H246L245 105V109L243 108V106H241V108H240V110H239V107H240V104H242V105H244L243 103H242V101L240 100V104L239 103H237V102H239V100L238 101H236L235 99H234V93ZM243 92V93H242ZM247 92V93H246ZM2 93H4V94H2ZM139 93L140 94H142V90L141 91H139ZM175 92H173V94H174ZM211 93V94H210ZM219 93V94H218ZM234 94V95H232V94ZM238 93H241V95L240 94H238ZM21 94V95H20ZM32 94V95H31ZM152 94V93H151ZM214 94V95H215ZM230 94V96L228 97V95ZM240 95V96H238V95ZM243 94H245V96L243 95ZM208 95V96H207ZM12 96V97H11ZM13 96L15 97V100L13 99ZM31 96V97H30ZM41 97H44L45 98V96H43V95H40ZM222 96H225V97H222ZM250 96H252V97H250ZM22 97H24V98H22ZM47 97V96H46ZM239 97V98H238ZM20 98H21V100H20ZM29 98H30V100H29ZM88 98H89V95H88ZM226 99V100H224V99ZM232 98L234 99L233 101H232ZM245 99V100H244ZM18 101V102H17ZM21 101H23L22 102V104H21ZM28 102V104H27V102ZM230 101V104H228V102ZM25 102V103H24ZM139 101H137L136 102V104L135 105H133L134 107H136V106H138L139 105V103H138ZM226 103L227 102V104H224V103ZM231 102H233V105H232V103ZM14 104V106H13V104ZM87 103V102H86ZM173 103H175V104H177L175 101H173L172 102V104L170 105V108L172 107V105H174ZM235 103V104H234ZM26 104L27 105H29V107L27 108V106H26ZM68 104H72V102H70V103H68ZM216 104H218L219 105V107L221 108H218V105L217 106H215ZM224 104V105H223ZM238 104V105H237ZM19 105V106H18ZM23 105V107L21 108V106ZM47 105V101H46V104L44 105V106H42L43 107V109L42 108H40V113H42V114H38V117L37 118H40V121H43L44 120V111L43 110H45V108H47L48 107V105ZM236 105V106H235ZM133 106H127L125 109H123L122 111H120L119 113H117V114H115V115H113L112 117H110L109 119H107L108 121H104V122H102L101 123V126L100 127H98L97 129H95L92 133H95L96 132V137L91 133V135H90V138H88V141H87V144H86V147L88 146V149H89V147H91V145L93 144V142L95 141V139L97 138V136L99 137V134L101 133V132H103V137H104V135L106 134L107 135V133H105V132H108L109 131V129H117L118 127H119V122H121L125 117H127V111H129L130 109H132L133 108ZM225 106H226V110H225ZM237 106H238V108H237ZM155 107V106H154ZM229 107V108H228ZM232 107L234 108V109H232ZM249 107V108H248ZM21 108V109H20ZM129 108V109H128ZM232 109L233 111H231V110H228V109ZM247 108H248V110H247ZM30 109V110H29ZM127 109V110H126ZM207 109H211V108H207ZM7 110V111H8ZM242 110L243 111H245L246 112V114H245V112H244V114H243V112H242ZM13 111V110H12ZM24 111V112H23ZM27 111V112H26ZM155 111V110H154ZM162 111H163V113H162ZM222 111V112H221ZM231 111V112H230ZM237 113H236V112ZM239 111H241V112H239ZM122 112V113H121ZM126 112V113H125ZM161 112V113H160ZM227 112H229V114L227 113ZM11 113V112H10ZM44 113V114H43ZM124 113V114H123ZM218 113H219V115H218ZM226 113V114H225ZM232 115H231V114ZM235 113H236V115H235ZM239 113V114H238ZM12 114L13 113H11V117H12ZM25 114H26V116H25ZM31 114V115H30ZM121 114H123L122 116H123V118L122 117H119V115L121 116ZM161 114V115H160ZM243 114V115H242ZM8 115V116H9ZM165 115V116H164ZM168 115V112L167 111H165L164 109L162 110L161 109V111H158L157 112V116L155 115V117H153L152 119V121H153V123L155 124H151L150 126H147L146 127V132H150V131H152V130H157L158 128H160L161 126H163V124L165 123V121H166V119H167V116ZM233 115H235V118H234V116ZM238 115V116H237ZM240 115V116H239ZM243 117H242V116ZM42 116V117H41ZM115 116H118V117H115ZM227 116V117H226ZM159 117V118H158ZM217 117H215V118H217ZM222 117V118H221ZM238 117H241L240 119H238ZM31 118H33L32 120H30ZM43 118V119H42ZM112 118H114V119H112ZM116 118H117V120H116ZM122 118V119H121ZM151 118V117H150ZM155 118V119H154ZM158 118V119H157ZM169 118H170V116H169ZM237 118V119H236ZM12 119H13V117H12ZM162 119H163V121H162ZM223 121H222V120ZM235 119V120H234ZM27 120V121H26ZM29 120L31 121L30 123H29ZM156 120V121H155ZM160 120V121H159ZM224 120H226V121H224ZM230 120V121H229ZM234 120V121H233ZM238 120V121H237ZM240 120V121H239ZM38 121H39V119H38ZM116 121V123L117 124H115L114 122ZM158 122H160V124L158 123ZM233 122H235V123H233ZM22 123V124H21ZM24 123H26V124H24ZM157 123H158V125H157ZM188 123V127L187 128H185V130H189V128L191 127V122H187ZM190 123V124H189ZM223 123V124H222ZM228 123H229V125H230V123H231V126H229V129H228ZM20 124H21V126H20ZM33 124V125H32ZM78 124V129H80V126L82 125V122L80 123V122H78L77 123ZM214 124V125H213ZM221 126H220V125ZM28 125V126H27ZM32 125V126H31ZM171 125V126H170ZM184 125H185V123H184ZM30 126H31V128H30ZM190 126V127H189ZM208 126H210V125H208ZM214 126H215V128H214ZM218 126V127H217ZM225 127V128H223V127ZM233 126H235V127H233ZM242 126V127H241ZM244 126H246V127H244ZM117 127V128H116ZM152 129H151V128ZM154 127V128H153ZM241 127V128H240ZM30 128V130L28 131V129ZM231 128V129H230ZM234 128V129H233ZM243 128V129H242ZM247 128H249V129H247ZM3 129V126H1L0 127V130H2ZM26 129V130H25ZM34 129H36V131L34 132ZM171 129V130H170ZM182 127H179V132H181L182 130ZM246 129V130H245ZM10 130V129H9ZM19 130V131H18ZM230 130V131H229ZM239 130V131H238ZM244 130H245V132H244ZM25 131V132H24ZM199 131L201 132L202 131V128H201V130L199 129ZM226 131V133L227 134H225L224 132ZM232 131V132H231ZM235 131V132H234ZM236 131H238V133L236 132ZM100 132V133H99ZM144 132V131H143ZM217 132V133H216ZM230 132H231V134H230ZM99 133V134H98ZM105 133V134H104ZM216 133V134H215ZM222 133V135H220ZM224 133V134H223ZM235 133V134H234ZM241 133V134H240ZM22 134V135H21ZM156 134H158V135H160L159 134V132H157ZM240 134V135H239ZM13 135V136H12ZM15 135V136H14ZM17 135V136H16ZM93 135V136H92ZM105 135V136H106ZM173 135V136H172ZM211 135H215L213 138H211L210 136ZM217 135V136H216ZM224 135H226L225 136V138H224ZM19 136H20V139H19V141H18V138H19ZM221 136V137H220ZM243 137V139L242 138H239V137ZM16 137V138H15ZM27 137V138H26ZM140 137V134L139 135H137V137H136V139H134V141L136 142L137 141V139ZM178 137H179V135H178ZM198 137V138H197ZM217 137V138H216ZM184 138H186V141H185V139ZM223 138V139H222ZM239 138V139H238ZM26 139V140H25ZM31 139V140H30ZM205 141H204V140ZM239 141H238V140ZM241 139V140H240ZM245 139H246V142H245ZM15 140H16V142H15ZM188 140L190 141V142H188ZM221 140V141H220ZM225 140H228L227 142L225 141ZM232 140V141H231ZM237 140V141H236ZM10 141H11V144H9L10 143ZM22 141V142H21ZM26 141V142H25ZM31 143H30V142ZM90 141H92V144H91V142ZM245 142V144H244V142ZM18 142H19V144H18ZM164 142H166V140H162V144L160 145V143H159V141H157V142H155L156 144H154V145H152L150 148H148V149H146V150H148V156H147V154H146V157H147V160H146V164H147V166H151V167H153L152 166V161L153 162H155V160H157V158H160V159H163V155L161 154L162 153V150L164 151ZM179 142V143H178ZM187 142V144H185ZM206 142H207V145H208V147L206 146ZM217 144H216V143ZM221 142V143H220ZM242 142V143H241ZM26 143V144H25ZM28 143V144H27ZM30 143V144H29ZM167 143V142H166ZM20 144H21V146H20ZM24 144L26 145V146H24ZM89 144V145H88ZM91 144V145H90ZM170 144H169V147H170ZM180 144V145H179ZM204 144H205V146H206V148H205V146H204ZM229 144V145H228ZM14 145V146H13ZM23 145V146H22ZM218 145H219V147H218ZM232 145H233V149H234V152L233 151H231V149H232ZM237 145H239V147H237ZM241 145H242V147H241ZM6 146V147H5ZM7 146H8V148H12V150L11 149H8L7 148ZM10 146V147H9ZM84 146V145H83ZM210 146H212L211 147V149H209L210 148ZM214 146V147H213ZM217 146V147H216ZM18 147L19 148H22V149H18ZM27 147H28V149H29V151H27L28 149H27ZM85 147V146H84ZM84 147L82 148V151H84L85 150V153L87 154V148H85L84 149ZM156 147V148H155ZM163 147V148H162ZM225 147V148H224ZM236 147V148H235ZM5 150H4V149ZM27 149V150H24V149ZM152 148V149H151ZM161 148V149H160ZM205 149V152H206V154H205V152H203L204 151V149ZM213 148H215V150H216V148H217V150H219V152H216V154H215V152L214 153H212V149ZM229 148H230V150H229ZM239 148V149H238ZM84 149V150H83ZM126 149V148H125ZM153 149H154V151H153ZM184 149V148H183ZM192 149V150H191ZM225 149H227V151H229V152H227V151H225ZM232 149V150H233ZM237 149V150H236ZM14 150V151H13ZM15 150H16V152H15ZM20 150V151H19ZM190 150V151H189ZM208 150V151H207ZM222 151V153H220L221 151ZM236 150V151H235ZM246 150V151H245ZM26 153H25V152ZM31 151V152H30ZM150 151H151V153H150ZM180 151H181V149L179 148V151L177 152L178 154L180 153ZM187 151H189L188 153H187ZM243 152L242 154L241 153H239V152ZM10 154H9V153ZM20 152H22L21 154H19ZM28 152V153H27ZM109 152V151H108ZM158 152V153H157ZM161 152V153H160ZM193 152V153H192ZM199 152H200V154L202 155H199ZM223 152H225V153H223ZM236 152V153H235ZM246 152V153H245ZM3 153V154H2ZM14 153V154H13ZM18 155V156H14V155H16V154ZM110 153V152H109ZM189 153H192V155H188ZM194 153H198L197 155L196 154H194ZM211 153V154H210ZM222 154V155H219V156H217L216 157V155H218V154ZM237 153H239V155L237 154ZM2 154V155H1ZM23 154V155H22ZM28 154V155H27ZM128 154V153H127ZM126 154V155H127ZM152 154V155H151ZM155 154V155H154ZM159 154H161V155H159ZM193 154H194V156H193ZM214 154V155H213ZM226 154H227V156H226ZM228 154H229V156H228ZM231 154V155H230ZM159 155V156H158ZM196 155V156H195ZM213 155V157H211ZM223 155H225V156H223ZM10 156V157H9ZM27 158H26V157ZM128 156V155H127ZM153 158H152V157ZM158 156V157H157ZM161 156V157H160ZM190 156V157H189ZM197 156L198 157H200V158H197ZM205 156V158H203ZM211 157V159L209 158V159H207L208 157ZM221 156H223V157H221ZM231 156V157H230ZM234 156V157H233ZM237 156H239L240 158H238ZM17 157L19 158V159H17ZM21 157V158H20ZM155 157H157V158H155ZM195 157V158H194ZM218 157H220V158H218ZM230 157V159H228ZM232 157L234 158L233 160H232ZM8 158H10V159H8ZM13 158V159H12ZM24 158V159H23ZM26 158V159H25ZM30 158H31V161H30ZM150 158V159H149ZM189 158H192V160L191 159H189ZM217 160H216V159ZM222 158H223V160H222ZM235 158H236V160H235ZM242 158V159H241ZM27 159H29L28 161H26ZM36 159V160H35ZM37 159H38V161H37ZM194 159V160H193ZM203 159H205V160H203V162L201 163V161ZM239 159V160H238ZM7 160V161H6ZM9 160V161H8ZM211 161V162H209V161ZM214 160V164H213V161ZM220 160H222V161H220ZM235 160V161H234ZM238 160V162H236ZM3 161V162H4ZM12 161H15V162H12ZM197 161H198V163L199 164H197ZM227 161H229V162H227ZM12 162V163H11ZM190 164V166L191 167H189L188 165V163ZM191 162V163H190ZM223 164H221V163ZM223 162H226V163H223ZM18 165H16V164ZM28 163V164H27ZM188 165H187V164ZM203 163H204V165H203ZM216 163H219V165L218 164H216ZM30 164V165H29ZM32 164V165H31ZM39 164V163H38ZM229 164H231V166L229 165ZM237 164V165H236ZM10 165V166H9ZM200 165V166H199ZM212 165V166H211ZM218 165V166H217ZM225 165V166H224ZM14 166V167H13ZM16 166V167H15ZM30 166V167H29ZM68 166V165H67ZM175 166H177L176 168H179V169H182V167H180L178 164L177 165H175ZM194 166V167H193ZM215 167V170H216V172H214V167ZM220 166V167H219ZM12 167V168H11ZM35 167V166H34ZM203 169V168H205V170H207L209 167L210 168H212V169H208L207 171H204V170H202L201 168ZM229 167V168H228ZM37 168H38V166H37ZM232 168V169H231ZM239 168V169H238ZM14 169V170H13ZM35 170V169H34ZM202 170V171H201ZM229 170H231V171H233V172H231V171H229ZM13 171V172H12ZM114 171V170H113ZM113 171H110V173L111 172H113ZM186 171H188V170H184V168H183V170H181V172H185L186 173ZM211 171V172H210ZM213 171V172H212ZM203 172V173H202ZM15 173H16V175H15ZM29 173L30 172H28V175H29ZM36 173V172H35ZM189 175L188 176H190L191 177V175L190 174H192V173H190V172H187ZM186 173V174H187ZM206 173H208V174H206ZM211 175H210V174ZM213 173H214V175H213ZM233 175H232V174ZM203 174V176H201ZM205 174V175H204ZM217 174V175H216ZM15 175V176H14ZM34 175V176H33ZM33 175H31V177L29 178V176L28 177H26L27 178V180H26V182H27V184L26 183H24L25 181H24V178H21V176H20V178H21V180H22V184L23 185H25L24 187H25V189H26V187L28 186L29 187V182H28V180H30L31 179V181H32V178H33V180L34 181H32L33 182V187L31 188V187H27V189H32V190H29V192L27 193V195L26 196H29L30 198L34 195L35 197H37L36 198V200L37 199H39V197L38 196H40V194H42V192H43V190L45 189L44 187H46V185H49V183H52V182H49V181H52L51 180V177H53V176H51V177H49L47 180H44V183L46 184V185H42L41 184V186H40V184L37 182V177L35 176V174H33ZM165 174L164 173H162V175L161 176H164ZM223 175V176H222ZM40 176V175H39ZM56 176V175H55ZM187 176V175H186ZM219 176V177H218ZM224 176H227L226 178L224 177ZM36 177V178H35ZM25 178V179H26ZM152 177H148V180H146V182H147V184L149 183L150 185H152V184H154V181H153V178L151 179ZM224 178V179H223ZM205 179V180H204ZM212 179V180H211ZM213 179H214V181H213ZM232 179V180H231ZM21 180H20V182H21ZM209 180H211L213 183H211V181H209ZM36 181V182H35ZM153 181V182H152ZM202 181V182H201ZM218 181V182H217ZM19 182V183H20ZM32 182H31V184H32ZM152 182V183H151ZM208 182V183H207ZM146 184V185H147ZM206 184V185H205ZM208 184V185H207ZM215 184H217V185H215ZM22 185V186H23ZM38 185V186H37ZM186 184H181V187L179 188L180 190H181V188L183 189V190H181V191H179L178 193H181V195L183 194V197L184 196H187L188 194L190 195L191 193H189V189L190 188H187L186 186H185ZM217 187H215V186ZM223 185V186H222ZM31 186V185H30ZM37 186V187H36ZM42 186H44V187H42ZM209 186V187H208ZM213 186V187H212ZM146 187V186H145ZM169 187H172V186H169ZM167 188L168 189V191H170L169 189L170 188ZM188 187H190V186H188ZM210 187H212V188H210ZM218 187L220 188V190H218ZM38 188V189H37ZM214 188V189H213ZM217 189V191H219V193L221 194V196L220 195H218V194H216V189ZM35 189V190H34ZM37 189V190H36ZM179 189H177V191L179 190ZM200 189V188H199ZM172 190H174L173 189V187L171 188V191H170V195H172V196H174L175 197V195L177 194V197H178V193H177V191L175 192V191H173L172 192ZM186 190V191H185ZM206 192H205V191ZM213 190H214V192H213ZM38 191V192H37ZM112 191H113V189H112ZM111 191V192H112ZM182 191H183V193H182ZM203 191V192H202ZM210 193H209V192ZM41 192V193H40ZM205 192V193H204ZM6 193V192H5ZM36 193H38V194H36ZM186 193V194H185ZM202 193H204V194H202ZM218 193V192H217ZM7 194V193H6ZM31 194V195H30ZM206 194V195H205ZM209 194V195H208ZM205 195V196H204ZM212 195V196H211ZM217 195V196H216ZM169 197V198H167V194L166 195H163L162 197H164L163 199H166L167 198V202H166V205L168 204L169 205V203H171V201H172V199L174 198V197ZM208 196V197H207ZM211 197V198H210ZM172 198V199H171ZM208 198V199H207ZM202 201H201V200ZM211 199V200H210ZM212 199H214L213 201H212ZM205 200V201H204ZM208 200V201H207ZM212 201V202H210V201ZM23 202H24V200H23ZM23 202H21V204H20V209H18V210H20V213L21 212H23L24 213V208H25V204H23ZM37 202V201H36ZM24 203H26V202H24ZM36 204V203H35ZM0 205H2L1 204V201H0ZM214 205V206H213ZM213 206V207H212ZM201 207H203V208H201ZM206 209H205V208ZM208 208V209H207ZM210 208V209H209ZM156 210V209H155ZM158 210V209H157ZM162 210H164V212L162 211ZM167 210V211H166ZM163 213H162V212ZM205 213H204V212ZM27 214V213H26ZM161 214V215H160ZM171 214H173V215H171ZM201 214V215H200ZM166 215L168 216L167 218H166ZM155 216H157L156 218H155ZM164 216V217H163ZM200 216V217H199ZM20 217H21V215L19 216V214H18V216H16V214H15V216L13 217V222H15V225L16 226H18L17 224H19V222L21 223V224H19V225H27V226H30L29 224H30V222L31 221H29L28 219V215L26 216V218H25V221L23 222V221H21V219H20ZM159 217V218H158ZM202 217V218H201ZM14 218H15V220H14ZM28 218V219H27ZM147 218H148V220H147ZM152 218V219H151ZM162 218V219H161ZM169 218H171L170 220H169ZM174 218V219H173ZM154 219H155V221H154ZM158 219V220H157ZM160 219V220H159ZM167 221H166V220ZM201 221H200V220ZM18 220H19V222H18ZM31 220V219H30ZM112 220V218L111 219H109V222ZM139 223H138V222ZM146 221V222H145ZM166 221V222H165ZM169 221V222H168ZM200 221V222H199ZM28 222V223H27ZM141 222V223H140ZM144 222V223H143ZM154 224H153V223ZM164 222V223H163ZM172 222V223H171ZM184 222V221H183ZM201 224V226L199 225V223ZM159 223V224H158ZM167 223V224H166ZM198 223V224H197ZM142 224H144V226L142 225ZM151 224V225H150ZM163 224V225H162ZM15 225L14 226H10V230H12L11 232H14V231H16V230H14L16 227H15ZM142 225V226H141ZM135 226V227H134ZM154 226V227H153ZM164 226V227H163ZM196 226L198 227L199 226V228H197V229H199V230H197L196 229ZM105 227H106V229H108V226H107V224H105ZM138 227V228H137ZM158 227H160L159 229H158ZM188 228V230H187V228ZM201 227H203V229H201ZM146 228V229H145ZM149 228V229H148ZM152 228V229H151ZM157 228V229H156ZM189 228H190V230H189ZM151 229V230H150ZM192 229V230H191ZM193 229H195L194 230V232L192 233L191 231H193ZM124 230V231H123ZM130 230H131V232H130ZM202 230V231H201ZM132 231H133V233H132ZM143 231H144V233H143ZM153 231V232H152ZM161 231V232H160ZM171 231V233H168V232H170ZM186 231H188V232H186ZM190 231V232H189ZM198 231H200V232H198ZM142 232V233H141ZM149 232V233H148ZM152 232V233H151ZM155 232H157V233H155ZM198 232V233H197ZM1 233V232H0ZM7 233V232H6ZM4 234V232H3V235H1L0 234V242H2L3 240H1L2 239V237L3 236H5V235H7V234ZM106 233V232H105ZM108 233V232H107ZM136 233V234H135ZM162 234V236H161V234ZM166 233H168V234H166ZM173 233V234H172ZM184 233H185V235H184ZM197 234V235H195V234ZM129 234V235H128ZM144 234V235H143ZM153 234H155V236L153 235ZM158 234V235H157ZM172 234V235H171ZM193 234V235H192ZM143 235V236H142ZM150 235H151V237H150ZM166 235H168V236H166ZM10 236V235H9ZM154 236V237H153ZM164 236V237H163ZM175 236H177V237H175ZM188 236V237H187ZM7 237V236H6ZM5 237V238H6ZM103 236L101 235L100 236V239H103L102 238ZM134 237V238H133ZM156 237V238H155ZM184 237V238H183ZM4 238V237H3ZM139 238V239H138ZM163 240H162V239ZM167 240H166V239ZM180 238V240L178 241V239ZM155 239V240H154ZM173 239H177V240H173ZM183 239V240H182ZM128 240V241H127ZM142 240V241H141ZM145 240V241H144ZM148 240V241H147ZM166 242H165V241ZM182 240V241H181ZM140 241V242H139ZM177 241V242H176ZM181 241V242H180ZM170 242V243H169ZM174 242V243H173ZM180 244H179V243ZM144 243V244H143ZM182 243V244H181ZM184 243V244H183ZM135 244H136V246H135ZM141 246H140V245ZM262 244V245H261ZM143 245H144V248H143ZM151 245V246H150ZM168 245V246H167ZM171 245H173V246H171ZM178 247H177V246ZM179 245H181V246H179ZM147 246V247H146ZM154 246V247H153ZM167 246V247H166ZM171 248H170V247ZM260 246H262V247H260ZM96 247H97V245H96ZM95 247V248H96ZM141 247H142V250H141ZM146 247V248H145ZM151 247V248H150ZM162 247V248H161ZM166 247V248H165ZM176 248V251H175V248ZM258 247V248H257ZM158 249V250H156V253H155V249ZM167 248H169V249H167ZM182 248H184V249H182ZM260 248V249H259ZM166 250V252L164 253V250ZM171 249H173L174 250V252H173V250H171ZM182 251H180V250ZM141 250V251H140ZM160 250V251H159ZM170 250V251H169ZM184 251V252H183ZM186 251V252H185ZM159 252V253H158ZM163 252V253H162ZM178 252V253H177ZM261 252H262V254H261ZM158 253V254H157ZM182 253H184L183 255V258L181 259V257H182ZM156 254V255H155ZM168 254H169V256H168ZM141 256L140 257V259H139V257L137 258L136 256ZM146 255V256H147ZM153 255V256H152ZM162 255H166V257L162 260L161 259V257H162ZM173 255H175V256H173ZM255 255V256H254ZM158 256V257H157ZM160 256V257H159ZM178 256V257H177ZM258 257V258H257ZM160 258V259H159ZM253 258V259H252ZM254 258H256V259H254ZM142 259V260H141ZM158 259V260H157ZM177 261H176V260ZM135 260H138V262L136 263V261ZM170 260V261H169ZM172 260H173V262H172ZM183 260V261H182ZM143 261V262H142ZM176 261V262H175ZM178 261H180V262H178ZM156 262V263H155ZM170 262V263H169ZM262 262V263H261ZM150 263V264H151ZM146 264H149V262H147L146 261Z\"/></svg>",
	"mask_w": 264,
	"mask_h": 264
}]
</instances>
